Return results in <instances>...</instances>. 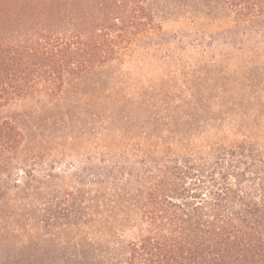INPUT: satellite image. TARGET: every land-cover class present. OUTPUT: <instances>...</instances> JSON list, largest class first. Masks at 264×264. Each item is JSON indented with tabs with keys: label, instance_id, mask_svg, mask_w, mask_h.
<instances>
[{
	"label": "trees",
	"instance_id": "1",
	"mask_svg": "<svg viewBox=\"0 0 264 264\" xmlns=\"http://www.w3.org/2000/svg\"><path fill=\"white\" fill-rule=\"evenodd\" d=\"M155 1L0 0V108L54 102L67 77L124 63L161 33ZM222 1L234 14L236 72L209 76L204 88L137 81L136 188L116 182L118 160L90 181L95 208L101 199L132 203L137 190L127 264H264V0ZM24 142L21 128L0 121L2 204L41 183L4 176L28 163Z\"/></svg>",
	"mask_w": 264,
	"mask_h": 264
},
{
	"label": "rangeland",
	"instance_id": "2",
	"mask_svg": "<svg viewBox=\"0 0 264 264\" xmlns=\"http://www.w3.org/2000/svg\"><path fill=\"white\" fill-rule=\"evenodd\" d=\"M151 6L163 29L143 38L124 63L67 77L54 102L23 98L0 108V121L23 130L22 155L30 157L4 176L20 186L29 175L41 180L30 181L29 197L0 203V264H127L128 244L139 231L137 190L132 203L101 199L95 208L97 186L90 181L118 160L116 182L135 187L137 81L166 78L172 88H204L209 76L237 69L229 32L234 14L222 0H156Z\"/></svg>",
	"mask_w": 264,
	"mask_h": 264
}]
</instances>
